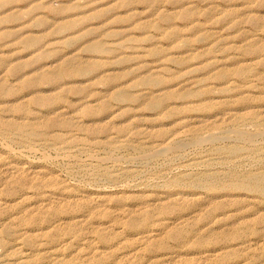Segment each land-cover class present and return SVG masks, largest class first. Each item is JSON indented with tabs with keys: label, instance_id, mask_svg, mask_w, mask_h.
Wrapping results in <instances>:
<instances>
[{
	"label": "rangeland",
	"instance_id": "obj_1",
	"mask_svg": "<svg viewBox=\"0 0 264 264\" xmlns=\"http://www.w3.org/2000/svg\"><path fill=\"white\" fill-rule=\"evenodd\" d=\"M262 175L264 0H0V264H264Z\"/></svg>",
	"mask_w": 264,
	"mask_h": 264
},
{
	"label": "bare ground",
	"instance_id": "obj_2",
	"mask_svg": "<svg viewBox=\"0 0 264 264\" xmlns=\"http://www.w3.org/2000/svg\"><path fill=\"white\" fill-rule=\"evenodd\" d=\"M93 49V48H92ZM161 89V88H160ZM153 105V104H152ZM155 107V106H154ZM33 134V133H32ZM235 148V147H234ZM25 167V166H24ZM24 167H22V168H24ZM26 168H28L27 166H26ZM29 169V168H28ZM31 169V168H30ZM19 170V169H18ZM21 170V169H20ZM19 170V171H20ZM27 170V169H26ZM25 172V171H24ZM30 172H31V170H30ZM29 173V172H28ZM33 173V172H32ZM22 174V173H21ZM20 174V175H21ZM27 175H29V174H27ZM26 175V176H27ZM21 177V176H20ZM28 178V177H27ZM232 178V177H231ZM9 179V178H8ZM16 183V182H15ZM239 185H241V186H244V187H248V188H250V189H253V190H256V191H258V192H262V193H264V175H262V176H251V177H245V178H242L241 180H240V183H238ZM15 185V184H14ZM7 187V186H6ZM14 190V189H13ZM61 195V194H60ZM47 200V199H46ZM52 200V199H51ZM64 200V199H63ZM48 202V201H47ZM46 202V203H47ZM36 203V202H35ZM103 204V203H102ZM33 205V204H32ZM99 205V204H98ZM43 206V205H42ZM53 206V205H52ZM24 207V206H23ZM46 207V206H45ZM100 207V206H99ZM25 208H27V207H25ZM102 208H103V206H102ZM105 208V207H104ZM108 208V207H107ZM95 209V208H94ZM37 210V209H36ZM2 212V211H1ZM85 219V218H84ZM58 222V221H57ZM105 225V224H104ZM49 228V227H48ZM46 229V228H45ZM148 230V229H147ZM144 236V235H143ZM152 237V236H151ZM154 237V236H153ZM30 250V249H29ZM53 256V255H52ZM58 257V256H57ZM26 258V257H25ZM207 258V257H206ZM56 259V258H55ZM200 261H202V259H200Z\"/></svg>",
	"mask_w": 264,
	"mask_h": 264
}]
</instances>
